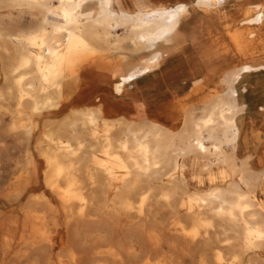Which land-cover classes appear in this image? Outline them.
<instances>
[{
	"label": "bare ground",
	"instance_id": "obj_1",
	"mask_svg": "<svg viewBox=\"0 0 264 264\" xmlns=\"http://www.w3.org/2000/svg\"><path fill=\"white\" fill-rule=\"evenodd\" d=\"M231 1L0 0V264H264V159L237 157L234 86L264 71V2H233L244 31L224 29L244 62L180 130L72 107L87 67L118 74L123 95L194 7Z\"/></svg>",
	"mask_w": 264,
	"mask_h": 264
},
{
	"label": "crops",
	"instance_id": "obj_2",
	"mask_svg": "<svg viewBox=\"0 0 264 264\" xmlns=\"http://www.w3.org/2000/svg\"><path fill=\"white\" fill-rule=\"evenodd\" d=\"M130 1L137 8L156 6L167 0ZM234 4H237L236 0ZM235 13L238 14L234 16ZM239 13L230 9L228 18L204 15L194 27L187 19L182 20L181 31L174 36L172 46L163 53L159 64L150 73L137 76L123 95L115 94L112 89L118 74L113 75L94 66L87 67L78 78L76 102L72 107L99 105L103 110L111 108V113H105L104 118H113L117 116L113 113V106L126 104L122 106L135 112L136 122H152L171 131L180 130L185 112L193 109L195 116L200 115L205 98L216 91L223 92L225 81H229L228 72L244 62L229 37L226 47L219 46L227 39L223 19L227 23L233 22L241 16ZM192 15L194 12L189 18ZM25 19L29 20L24 17L23 24L29 25ZM261 33L264 35V28ZM142 54L147 55L146 52ZM257 73L260 74L254 76ZM257 73L242 74L234 85L237 104L243 105L242 112L236 117L240 127L237 157L250 155L254 168H258L260 160L264 159V71ZM194 163L197 167L198 162Z\"/></svg>",
	"mask_w": 264,
	"mask_h": 264
},
{
	"label": "rangeland",
	"instance_id": "obj_3",
	"mask_svg": "<svg viewBox=\"0 0 264 264\" xmlns=\"http://www.w3.org/2000/svg\"><path fill=\"white\" fill-rule=\"evenodd\" d=\"M185 2H187L188 4H192V2H193V0H185ZM262 2H264V0H247V1H243L241 4H242V6H244V7H246L247 5H250V4H256V3H262ZM171 4V3H170ZM190 7H192V6H190ZM234 7H236V5H234L233 4V2L231 1V2H228V3H226L223 7H221V8H219V10H211V15L212 16H223L224 15V13H226L228 10H230V9H232V8H234ZM195 8V15H192L190 18H188L187 19V21H188V23H189V25H192L193 27H194V25H196V22H197V24H199L198 23V21L199 20H201L200 18H202L203 16H204V14H205V10L204 9H202V8H199V7H194ZM236 14H238V13H235L234 14V16L236 15ZM239 14H241V12L239 13ZM243 16H242V14H241V16H239L238 18H236V20L235 21H233V22H230V26H229V30H236V29H239V30H241V31H244V27L243 26H238L237 25V23H238V21L242 18ZM213 19L214 18H212V21H213ZM183 23H184V21H183ZM214 24V22L213 23H210V25H213ZM227 24V21L225 20V19H223V27H225V25ZM191 26V27H192ZM125 31V29H123L122 28V30H119L118 31V33H121V32H124ZM226 40H224V44H227V41H228V34H226ZM230 49V48H229ZM230 50H232V49H230ZM231 52V51H230ZM108 57H110V58H114L115 57V59H116V61L119 59V62L120 61H122L123 59H121V57L119 58L118 57V55L117 54H114V53H111V54H108L107 55ZM142 56H145V55H143L142 54ZM137 58H134V57H131L130 58V60H126V61H123L122 63H121V65H125L126 67H128L129 66V64H128V62H130V63H134L135 61H137L136 60ZM258 74H260V73H257V74H254V76H258ZM238 93H240L239 92V90H238ZM118 105H126V104H118ZM118 105H115V106H118ZM11 164V165H10ZM12 167H14V162L13 161H11L8 165H6V168H5V171H6V173H8L7 172V170L9 171V170H11L12 169ZM7 169V170H6ZM5 171H4V173H5ZM13 176V177H12ZM14 174H11L9 177H8V181L9 182H11V181H13V178H14ZM5 186H7V185H5ZM207 186L206 185H201V186H197L194 182H190V186H189V188H190V190H196V189H199V190H202V189H205Z\"/></svg>",
	"mask_w": 264,
	"mask_h": 264
}]
</instances>
